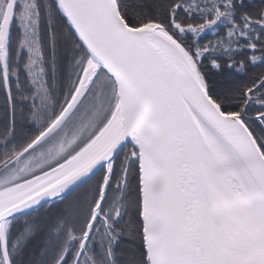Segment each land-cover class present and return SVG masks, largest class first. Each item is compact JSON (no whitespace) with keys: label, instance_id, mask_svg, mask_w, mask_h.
Masks as SVG:
<instances>
[{"label":"snow or ice","instance_id":"snow-or-ice-1","mask_svg":"<svg viewBox=\"0 0 264 264\" xmlns=\"http://www.w3.org/2000/svg\"><path fill=\"white\" fill-rule=\"evenodd\" d=\"M0 264H264V0H0Z\"/></svg>","mask_w":264,"mask_h":264}]
</instances>
